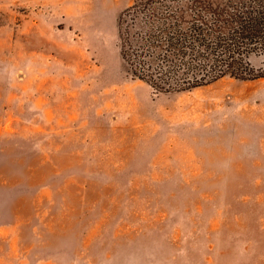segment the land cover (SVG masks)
Instances as JSON below:
<instances>
[{"label": "rangeland", "instance_id": "1", "mask_svg": "<svg viewBox=\"0 0 264 264\" xmlns=\"http://www.w3.org/2000/svg\"><path fill=\"white\" fill-rule=\"evenodd\" d=\"M136 1L0 0V264H264V77L131 78Z\"/></svg>", "mask_w": 264, "mask_h": 264}, {"label": "trees", "instance_id": "2", "mask_svg": "<svg viewBox=\"0 0 264 264\" xmlns=\"http://www.w3.org/2000/svg\"><path fill=\"white\" fill-rule=\"evenodd\" d=\"M118 27L124 70L157 92L264 77V0H137Z\"/></svg>", "mask_w": 264, "mask_h": 264}]
</instances>
